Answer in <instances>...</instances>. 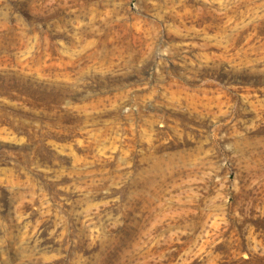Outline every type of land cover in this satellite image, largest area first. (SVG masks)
<instances>
[{"label": "rangeland", "instance_id": "1", "mask_svg": "<svg viewBox=\"0 0 264 264\" xmlns=\"http://www.w3.org/2000/svg\"><path fill=\"white\" fill-rule=\"evenodd\" d=\"M0 264H264V0H0Z\"/></svg>", "mask_w": 264, "mask_h": 264}]
</instances>
